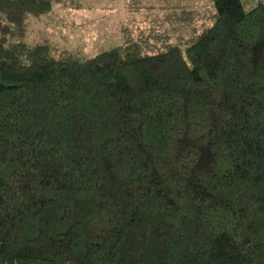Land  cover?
Here are the masks:
<instances>
[{"label":"trees","instance_id":"obj_1","mask_svg":"<svg viewBox=\"0 0 264 264\" xmlns=\"http://www.w3.org/2000/svg\"><path fill=\"white\" fill-rule=\"evenodd\" d=\"M185 45L54 54L52 0H0V264H264V2Z\"/></svg>","mask_w":264,"mask_h":264},{"label":"rangeland","instance_id":"obj_2","mask_svg":"<svg viewBox=\"0 0 264 264\" xmlns=\"http://www.w3.org/2000/svg\"><path fill=\"white\" fill-rule=\"evenodd\" d=\"M259 1L245 0V7ZM215 14L213 0H52L46 12L29 14L25 40L48 41L54 54L92 55L129 43L156 53L199 37Z\"/></svg>","mask_w":264,"mask_h":264}]
</instances>
